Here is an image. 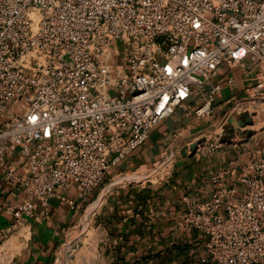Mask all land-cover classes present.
I'll return each instance as SVG.
<instances>
[{
    "label": "built area",
    "instance_id": "obj_1",
    "mask_svg": "<svg viewBox=\"0 0 264 264\" xmlns=\"http://www.w3.org/2000/svg\"><path fill=\"white\" fill-rule=\"evenodd\" d=\"M234 68L248 83L202 156L221 148L223 127L264 122V0H0V176L25 196L0 211L17 221L35 200L72 205L58 191L73 187L88 204L176 107L194 98V115L211 120ZM252 150L211 174L206 198L183 196L179 226L205 237L189 264H264V140ZM168 162L118 179L164 178Z\"/></svg>",
    "mask_w": 264,
    "mask_h": 264
},
{
    "label": "crops",
    "instance_id": "obj_2",
    "mask_svg": "<svg viewBox=\"0 0 264 264\" xmlns=\"http://www.w3.org/2000/svg\"><path fill=\"white\" fill-rule=\"evenodd\" d=\"M223 71L221 75H228L226 69ZM230 73L234 83L216 98L209 126L204 118L194 115L193 109L198 104L191 98L176 107L171 116L150 131L140 147L112 168L117 177L152 172L166 155L170 156V164L184 146L194 143L193 135L220 120L232 105V97L241 96L248 83L238 68ZM256 135L252 137L264 140L263 133ZM252 142L240 144L241 148L223 143L212 157L198 152L180 154L179 161L164 178L117 183V188L100 200L102 206L95 218V229L84 238L88 245L69 259H64L63 246L74 239L71 232L86 211V202L81 201L75 187L68 192L58 191L72 199V205L53 197L44 209L35 200L33 214L17 221L1 210L0 264H189L199 260L205 255V237L179 226V214L185 209L182 198L186 194L206 198L211 174L229 161L233 162L232 167L245 162L253 151ZM24 197V193L6 184L0 176L1 204H17Z\"/></svg>",
    "mask_w": 264,
    "mask_h": 264
},
{
    "label": "rangeland",
    "instance_id": "obj_3",
    "mask_svg": "<svg viewBox=\"0 0 264 264\" xmlns=\"http://www.w3.org/2000/svg\"><path fill=\"white\" fill-rule=\"evenodd\" d=\"M116 58H113L115 60ZM119 59V58H118ZM7 112L4 113V116H7ZM212 119V118H211ZM208 122V123H207ZM206 122V126H209L210 121ZM250 123V120L247 124H241L238 128L232 129V127L229 124V127L224 128L222 131V139L224 141V145L230 144L231 148H241L240 144L243 143H250L253 141L256 137H252V135H256L259 131L262 130V127L264 125V122H261V120L258 118V115L254 117V124L248 125ZM244 125H247L244 127ZM220 129L218 128V124L214 126L208 127L206 130L199 132L198 134L193 135L194 137V143L198 145L201 141L204 140V137H208L210 134L213 135V132H218ZM257 136V135H256ZM250 142V143H249ZM252 142V143H253ZM252 146V145H251ZM195 151H192L190 147L184 146L183 150H180L179 154H177L176 158L171 159V163L167 166H163L162 171L167 172L171 170V166L176 164V162L179 161L178 157L180 154H191ZM172 164V165H171ZM115 172L111 169L107 172L105 175V178L102 180V182L98 185V187L95 188L94 195L91 199L88 200V204H85L84 208H86V211L84 212V217L82 216V219L80 220V223L76 228L74 232H71V236L74 237V239L68 244L63 246L62 254L65 255L64 259H69L73 255H75L77 252L81 253L82 247L87 246V239H84L87 234H91V232L95 229V218L98 216V211L100 210V200H103L106 195L111 193L112 190L117 188V183L121 182L120 179H118L117 175L115 176ZM159 175H163L161 172ZM152 179H154L152 177ZM159 180V179H157ZM126 182V181H125ZM99 192V195L96 196V194ZM95 199L97 201L93 202ZM95 203V205L93 204ZM91 204H93L91 206ZM102 236V235H101ZM70 235L68 236V238ZM104 237V236H103ZM65 262V261H64ZM64 264V263H62Z\"/></svg>",
    "mask_w": 264,
    "mask_h": 264
},
{
    "label": "water",
    "instance_id": "obj_4",
    "mask_svg": "<svg viewBox=\"0 0 264 264\" xmlns=\"http://www.w3.org/2000/svg\"><path fill=\"white\" fill-rule=\"evenodd\" d=\"M248 121H249V120H244V121H243L242 123H240V124H243V123H244V124H247ZM196 148H197V144H195V143L191 144L190 149H191L192 151H195Z\"/></svg>",
    "mask_w": 264,
    "mask_h": 264
},
{
    "label": "bare ground",
    "instance_id": "obj_5",
    "mask_svg": "<svg viewBox=\"0 0 264 264\" xmlns=\"http://www.w3.org/2000/svg\"><path fill=\"white\" fill-rule=\"evenodd\" d=\"M93 204H95V203H93ZM93 204H91V206H92Z\"/></svg>",
    "mask_w": 264,
    "mask_h": 264
}]
</instances>
